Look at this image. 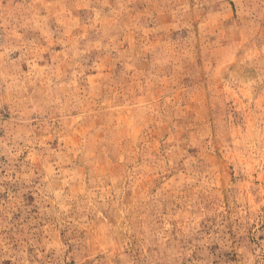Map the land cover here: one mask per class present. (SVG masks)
I'll use <instances>...</instances> for the list:
<instances>
[{"label": "rangeland", "instance_id": "rangeland-1", "mask_svg": "<svg viewBox=\"0 0 264 264\" xmlns=\"http://www.w3.org/2000/svg\"><path fill=\"white\" fill-rule=\"evenodd\" d=\"M0 264H264V0H0Z\"/></svg>", "mask_w": 264, "mask_h": 264}]
</instances>
